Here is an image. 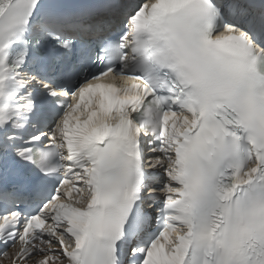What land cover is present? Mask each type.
<instances>
[{"label": "snow or ice", "instance_id": "obj_1", "mask_svg": "<svg viewBox=\"0 0 264 264\" xmlns=\"http://www.w3.org/2000/svg\"><path fill=\"white\" fill-rule=\"evenodd\" d=\"M0 264H264V0H0Z\"/></svg>", "mask_w": 264, "mask_h": 264}]
</instances>
